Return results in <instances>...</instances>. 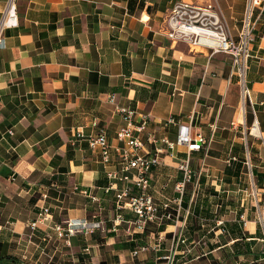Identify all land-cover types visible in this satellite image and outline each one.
<instances>
[{"label":"crops","instance_id":"obj_1","mask_svg":"<svg viewBox=\"0 0 264 264\" xmlns=\"http://www.w3.org/2000/svg\"><path fill=\"white\" fill-rule=\"evenodd\" d=\"M176 1H15L17 25L4 27L0 45V256L23 264H96L101 256L104 264H156L182 231L185 243L178 246L175 264H211L209 258L219 264H239L242 258L240 264H264V243H259L264 242V0L253 16L245 69L248 103L238 76L230 72L228 54L193 50L167 38L166 18ZM182 1L211 3L238 38L247 0ZM5 7L6 0H0V21ZM115 105L150 115L142 136L147 155L159 145L149 134L174 140L179 124L190 125L192 136L211 137L206 154L190 152L193 180L186 184L182 209L179 214L173 204L168 209L179 219L190 210L184 226L161 216L162 204L176 196L184 147L159 153L147 188L158 218L139 231L126 222L135 215L118 208L114 191H106L111 166L101 162L98 149L72 141L76 129L94 134L96 120L118 145ZM169 118L175 123L167 124ZM241 152L255 157L254 164L245 162L257 173L248 178L255 184L248 193L225 188L242 181L240 175L223 174L236 159L230 155ZM133 176L132 171L122 178L135 191ZM253 192L262 204L250 198ZM43 207L50 221L31 228ZM118 213L124 221L114 227ZM68 218L99 227L78 232L66 244L52 224Z\"/></svg>","mask_w":264,"mask_h":264},{"label":"built area","instance_id":"obj_2","mask_svg":"<svg viewBox=\"0 0 264 264\" xmlns=\"http://www.w3.org/2000/svg\"><path fill=\"white\" fill-rule=\"evenodd\" d=\"M15 1L6 0V7L0 21V45H3L1 33L4 27L17 25ZM262 5L263 0H247L243 28L238 38L234 39L220 13L214 9L211 3L198 5L179 0L173 3L167 15L165 33L170 40L188 43L189 47L193 50L206 48L211 54L218 52L228 54L232 58L230 72L232 75L238 76L242 98L251 102L250 88L245 83V69L250 56L249 45L254 40V10L256 7L262 8ZM112 97L113 95H110V99ZM114 110L120 117V124L115 133L118 145L113 146L109 142L106 129L98 126L96 120L92 122V125L96 128L94 134L85 135L81 129H76L73 133L74 139L72 141L82 140L86 142L88 147L98 149L101 162L108 167L111 166L105 172L109 180V186L106 188V191H114V198L118 208H126L135 215L133 220L126 222L132 225V229L139 231H143L148 222L158 218V204L147 192V188L150 185V172L159 163V153L163 152L164 147L171 154L178 146L184 147L187 152L178 162L181 178L174 186L176 196L162 204L165 211L161 215L168 220L174 219L175 224L180 223V227L184 226L190 210L187 209L183 218L179 219L178 215L172 217V212L168 209L172 204L174 205L173 209L176 211V214H179V211L182 209L186 184L193 180V173L189 164L190 152L203 149L206 154L209 150L208 145L211 137L206 138L199 133L192 136L190 134V125L179 124L174 140H170L167 136L157 138L149 134L148 140L153 144L158 143L159 145L154 147L153 155H147L143 152L144 141L142 136L146 134L150 115L137 110L136 107L131 105H115ZM166 123L174 124L175 120L169 118ZM234 126H236L235 123L233 124V128ZM113 154L117 158L116 164L118 167L116 169L112 167L115 162ZM132 171L134 172L132 184L135 191L122 178V175L126 174L127 177V174ZM118 182H121V184L118 185ZM50 218L48 207H43L36 219L30 222V227L35 229L38 227V223L46 224L50 221ZM123 221L122 214L118 213L113 221L114 227L120 225ZM97 227H99L98 222H88L78 218H68L62 223L52 224V228L56 231L57 236L64 239L66 244H69L70 238L78 232H92ZM183 243H185V239L183 232L180 231L175 236L172 250L166 255L161 256L159 262L156 264H175L178 246Z\"/></svg>","mask_w":264,"mask_h":264},{"label":"rangeland","instance_id":"obj_3","mask_svg":"<svg viewBox=\"0 0 264 264\" xmlns=\"http://www.w3.org/2000/svg\"><path fill=\"white\" fill-rule=\"evenodd\" d=\"M247 103H248V101H247ZM245 105H246V103H245ZM217 148L220 149V146H217ZM232 156H235L236 159H235V161H232V160L229 161L230 165L226 166L225 170H223L224 177H230V176H234L235 177L236 175H240L241 178H242V181L241 182H237L239 184L238 185L236 184V186H234V187L229 186V187H225V188H229V189L230 188H232V189L233 188L234 189L239 188L240 191H237V193H244V190H246V192L248 193L250 188H251V186L253 187V189L255 188V184L253 183V180H251V183H249L248 178L252 179L253 176H252V174H251V172L249 170V166L245 162H247L248 159H249V162L254 164L255 163L254 162L255 161V157L253 156L252 152H250L249 154L248 153H242V152L240 154L235 153L234 155L233 154L230 155V157H232ZM223 158L225 159V155H223ZM223 163L226 164V162H223ZM251 167H253V165ZM239 171H241V172L239 173ZM253 193L254 194L250 195V198H253V200L256 202V204H262L263 199L256 200L254 198L256 193L255 192H253ZM252 208L255 211L257 210V212H258V208H256V207H252ZM262 211L263 210L261 209V214H260L261 217H262ZM259 243H264V242H260L259 241ZM104 259H105L104 256L98 257L97 259H95L96 260V264H104L105 263L103 261ZM209 259H210L211 264H219V263H216V261H213L212 258H209ZM80 260H82V259H80ZM241 260L242 261H239V264L244 261L243 258ZM227 262L230 264V260L229 261L227 260ZM225 264H227V263L225 262Z\"/></svg>","mask_w":264,"mask_h":264},{"label":"trees","instance_id":"obj_4","mask_svg":"<svg viewBox=\"0 0 264 264\" xmlns=\"http://www.w3.org/2000/svg\"><path fill=\"white\" fill-rule=\"evenodd\" d=\"M252 174L254 177L257 176V173L255 172L254 168H252ZM240 250H241L240 253H243L245 251L244 248H240ZM238 251L235 254H238ZM0 264H23V263H21L18 260V258L14 257V256H0ZM253 264H255V263H253Z\"/></svg>","mask_w":264,"mask_h":264}]
</instances>
